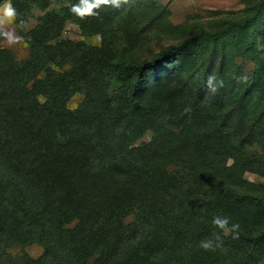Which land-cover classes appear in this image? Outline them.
Instances as JSON below:
<instances>
[{
	"label": "rangeland",
	"instance_id": "rangeland-1",
	"mask_svg": "<svg viewBox=\"0 0 264 264\" xmlns=\"http://www.w3.org/2000/svg\"><path fill=\"white\" fill-rule=\"evenodd\" d=\"M247 1L129 0L86 17V33L67 19L58 34L42 28L47 14H66L78 0H30L23 26L14 25L24 39L12 47L0 42V264H264V249L245 238L249 225L197 180L193 163L200 157L211 171L264 192L256 116L238 107L221 119L236 101L234 80L249 77L253 62L228 56L224 79L217 57L211 73L224 86L212 93L202 92L203 78L175 57L173 78L144 99L151 113L130 119L127 81L115 79L110 66L116 59L148 65L171 45L241 17ZM259 41L264 57V35ZM198 58H187L186 66ZM70 72L75 89L50 93L56 73ZM187 116L199 134L193 145L188 127L175 125ZM169 133L178 138L163 143ZM209 136L215 143L201 141ZM149 144L175 155L154 165L143 159ZM216 215L239 224L238 239L215 228ZM217 234L222 248L199 246Z\"/></svg>",
	"mask_w": 264,
	"mask_h": 264
},
{
	"label": "trees",
	"instance_id": "trees-1",
	"mask_svg": "<svg viewBox=\"0 0 264 264\" xmlns=\"http://www.w3.org/2000/svg\"><path fill=\"white\" fill-rule=\"evenodd\" d=\"M15 3L20 5L18 20L25 22L27 19L26 14L31 7L30 0H26L22 4H20V0H17ZM70 9L67 10L66 14L57 12L47 14L46 24L42 28L48 33L56 32L60 34L68 19L77 23L85 33L88 32L89 22L87 18L76 16ZM263 35L264 0H251L247 1L244 14L241 17L225 19L214 31H202L189 36L178 44L171 45L164 52L158 54L148 65L141 63L128 65L126 62L116 59L113 63H110L113 77L119 81L126 80L128 86L127 99L129 103L124 108L125 115L130 119L139 111L146 115L151 113V108L144 103V99L146 96L156 94L160 84L173 78V67L170 64L173 58L179 56L181 58V68L188 69L187 71L192 73L196 72L203 78L202 92H204L207 77L211 73L217 57L221 56L222 58L223 65L220 69V75L226 79L228 70L225 68L224 61L226 62L228 56L231 55L233 57L242 56L253 62V70L249 77L237 78V82L234 80L230 94L231 97L236 98V101L231 105L224 106L221 119L225 123L230 118L232 111L241 107L244 113L248 112V114L252 113L256 116L254 122L257 127L256 134L264 137V57L259 41ZM204 43L206 44L204 45ZM37 47H39L38 44ZM39 49L43 50L40 47ZM194 54L199 58L194 57ZM206 56L208 58L204 62L203 59ZM187 58H193L192 60L198 58V61H194L195 64L191 61L190 66H186ZM60 75L56 73L55 81L52 82L51 91L49 90V92L68 96L76 87V74L70 72L69 75ZM249 102L251 103L249 104ZM18 111L20 114L23 109ZM191 119L188 116L184 117L178 120V123L175 122V125L188 127L189 141L193 145L197 142L199 134ZM176 138H178L176 134L169 133L164 137L163 143ZM201 141L215 143V137H203ZM226 147L227 151L233 154L236 159L239 158L236 155L239 151L235 146L227 142ZM165 149L166 147L162 148V153L161 150L159 151L152 144H149L142 148L143 159L157 165L162 161L164 155H175L170 154L171 150L166 151ZM185 160L188 161V159ZM193 163L200 169L197 180L203 184H209L215 194L218 193L228 199L229 206L232 205L231 210L234 218L238 220V223L249 225V231L246 232L245 238L254 245L259 246V248L264 249V192L261 190V186L250 183L249 187H245L234 181L222 169L211 171L209 168L212 167L208 166L200 157L194 159ZM236 166L235 164L230 169H234Z\"/></svg>",
	"mask_w": 264,
	"mask_h": 264
},
{
	"label": "clouds",
	"instance_id": "clouds-1",
	"mask_svg": "<svg viewBox=\"0 0 264 264\" xmlns=\"http://www.w3.org/2000/svg\"><path fill=\"white\" fill-rule=\"evenodd\" d=\"M129 0H78L71 6V12L80 18L98 16L103 6H110L119 9L128 4ZM18 20V11L13 4V0H0V42L8 47L18 44L24 37L17 34L14 25ZM23 26L24 21H19ZM11 26V27H10ZM224 86L222 79L214 73H209L205 87L212 93ZM212 224L218 228L223 236H231L232 239L239 238V224L231 223L230 217L216 215L212 219ZM201 248L205 250H215L223 247V240L219 234L214 239L200 241Z\"/></svg>",
	"mask_w": 264,
	"mask_h": 264
}]
</instances>
